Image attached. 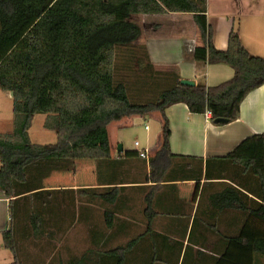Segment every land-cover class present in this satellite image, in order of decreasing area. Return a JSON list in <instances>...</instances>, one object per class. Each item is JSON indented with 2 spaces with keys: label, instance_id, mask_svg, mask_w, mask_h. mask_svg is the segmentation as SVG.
<instances>
[{
  "label": "trees",
  "instance_id": "trees-1",
  "mask_svg": "<svg viewBox=\"0 0 264 264\" xmlns=\"http://www.w3.org/2000/svg\"><path fill=\"white\" fill-rule=\"evenodd\" d=\"M169 12L192 13L201 40L194 49L196 63L226 64L233 69L230 79L212 86L202 81L182 84L178 68L154 65L145 44L139 45L140 54L131 49L143 34V25L134 17ZM206 12L207 0H0V90L13 92V127L0 132V190L9 198L10 212V227L2 239L13 255L12 264H23L19 237L27 233L37 239L52 237L62 218L70 224L82 220L76 216L77 208L80 213L90 209L98 197L107 203L116 200L117 186L104 192L78 189L82 196L77 203V197L58 196V190L44 185L54 171H73L79 159L109 161V123L160 114L159 148L148 164L150 177L161 180L176 156L170 150L165 114L169 106L184 103L194 114L209 110L212 122L222 124L215 120H235L245 96L264 84V56L249 53L235 30L228 35L226 49L216 48ZM119 57L135 61L137 77L115 75ZM36 114L44 115L43 127L54 132V141H31L29 129ZM135 154L124 152L125 157ZM217 160L232 165L229 172L222 162L219 171L228 172L236 186L222 188L215 204L245 212L246 223L259 229L217 236L241 243L253 255V264H260L264 258V131L244 138ZM207 169L206 163L209 176ZM189 172L185 171V179L190 178ZM147 200L150 226L155 212L152 198ZM105 221L111 224L112 216ZM88 232L87 251L54 264H85L95 253L113 264H127L129 259L165 264L171 261L170 253L177 252V259L180 255L173 248L177 240L167 235L142 233L110 247L113 237L92 228ZM192 235L188 234L190 239ZM158 237H163L162 243ZM184 259L185 253L180 264H185Z\"/></svg>",
  "mask_w": 264,
  "mask_h": 264
},
{
  "label": "crops",
  "instance_id": "crops-1",
  "mask_svg": "<svg viewBox=\"0 0 264 264\" xmlns=\"http://www.w3.org/2000/svg\"><path fill=\"white\" fill-rule=\"evenodd\" d=\"M147 16L149 21L143 27L144 44L154 65L176 66L181 79L193 80L195 84L202 81L207 86L219 84L233 76V69L226 64L196 63L194 49L201 40L192 13L169 12ZM206 16L211 28V40L216 48L226 49L228 35L235 30L249 53L264 56V0H207ZM165 114L171 130L170 150L176 156L161 180L150 177L148 164L149 158L159 148L160 131L155 143L144 147L148 149V159L140 157L137 149L132 150L136 152L134 156L125 157L123 148H115L109 135V126L117 123L113 128H118L122 119L109 123L107 127L109 161L98 164L95 160L79 159L92 161V181L78 182L73 179L70 183L68 172L54 171L45 179V188L58 190L56 194L61 197L75 195L79 203L82 195L77 192L78 189L104 192L117 186L119 195L113 203L99 197L93 199L92 206H88L90 209L80 213L77 208L76 216L82 220L76 222L85 229L114 234L112 239H116V234L124 237L142 233L172 234L175 235L172 239L177 240L181 247L178 264L184 253L185 264H228L227 253L232 244L239 245L240 250H245V246L217 235L259 229L246 223L245 212L215 204L216 194L222 188L228 184L236 186L224 170L219 171L224 161L217 160V157L226 155L244 138L264 131V84L245 96L239 116L230 122L215 124L211 117H205V113H191L184 103L169 106ZM152 115L160 120L158 112ZM206 163L209 176L205 175ZM226 166L225 169L232 168L229 163ZM188 169L190 172L187 175L191 176L185 179L183 175ZM147 197L152 198V210L155 212L150 226L145 215H151L146 207ZM106 211L112 215H107ZM111 216L110 224L105 219ZM65 218L61 220L62 225ZM184 224H187L186 228H183ZM9 227V198L0 190V264L13 262V255L4 247L2 239V233ZM193 231L194 237L190 239L188 234ZM112 239L110 247L116 244L111 245ZM157 240L162 243L163 237ZM246 253L253 261V255L248 251Z\"/></svg>",
  "mask_w": 264,
  "mask_h": 264
},
{
  "label": "rangeland",
  "instance_id": "rangeland-1",
  "mask_svg": "<svg viewBox=\"0 0 264 264\" xmlns=\"http://www.w3.org/2000/svg\"><path fill=\"white\" fill-rule=\"evenodd\" d=\"M134 18L136 19V21L141 23L143 27L144 23L146 25L149 21V17L147 15H138ZM142 43L144 44L143 34L142 37L137 42H135V44L131 45V49L137 54H140L141 51L138 48ZM123 59L124 58L122 57L118 58L114 71L115 75H123L124 77L128 78H130L131 76L132 79L134 77H137L135 61L133 59L128 61L125 59V61H123ZM128 74H130V76ZM153 117V115H150L148 117L135 116L129 119L130 122L128 121V118H126L120 121L121 125L116 129H114L113 127H115L117 123H113V125L111 124L112 126H109V135L115 148H117L118 145L121 144L123 151H132L134 149H141L154 144L156 136L160 131L161 122L160 120L158 121ZM43 120V114H36L33 118L32 125L29 129V135L33 142L47 143L54 141L55 139L54 132L47 131L43 127ZM145 126H147V128H145ZM12 127V96L10 95V92L0 90V132H10L12 130ZM135 141L138 142V146L136 147L134 146ZM231 169L232 168H230L228 171L230 172ZM225 173L226 175H228V172ZM68 176L70 183L73 181V179H76L78 182L92 181V161L78 160L75 164V169L72 172H68ZM184 225L183 228H186L187 224ZM192 234L193 235L191 236V239H193L194 237V231ZM113 235L114 234L108 233L104 234V236L106 237H112ZM166 235L175 237V235L172 234ZM115 236L116 239L111 238L112 240H114L111 245H113L114 243H116L115 245L125 244L126 240H128L129 237H133L134 235H128V237H124L123 235L116 234ZM90 238L91 235L89 234L88 229L83 228V226L78 224L76 221L70 224L69 220L65 219V224H61L59 228L55 229L54 235L52 237L45 236L43 238L37 239L31 233H27V236L25 238L19 237L18 244L23 264H51V262L52 264H54L57 263L59 259L62 261H66L69 259L78 258V256L82 255V253H84L89 249V247H91ZM204 248L208 247L205 246ZM239 248V245L232 244L227 253V256L229 257L228 264H241L240 262H242V264H253V261H251V257H248L249 255L246 253L247 250H240ZM176 249L178 251L180 250V245L177 243ZM89 255L90 256L85 264H113L107 258H105L106 261L104 262V258L98 253ZM173 256L174 255H171V261L166 260L167 263L165 264H176L178 262L177 252L172 259ZM239 260L241 261L239 262ZM263 261L264 258H262L260 264H264ZM133 262L135 264H138L135 259H129L127 264H134Z\"/></svg>",
  "mask_w": 264,
  "mask_h": 264
},
{
  "label": "built area",
  "instance_id": "built-area-1",
  "mask_svg": "<svg viewBox=\"0 0 264 264\" xmlns=\"http://www.w3.org/2000/svg\"><path fill=\"white\" fill-rule=\"evenodd\" d=\"M205 117H211V112L209 111V110H206V112H205ZM147 127V126H146ZM134 145L135 146H138V142H134ZM137 153H138V155L140 156V157H142V158H145V159H148V150L146 149V148H142V149H137Z\"/></svg>",
  "mask_w": 264,
  "mask_h": 264
},
{
  "label": "water",
  "instance_id": "water-1",
  "mask_svg": "<svg viewBox=\"0 0 264 264\" xmlns=\"http://www.w3.org/2000/svg\"><path fill=\"white\" fill-rule=\"evenodd\" d=\"M181 83L182 84H186V85H195V82L193 80H189V79H181ZM10 95L12 96L13 95V92L11 91L10 92ZM216 122H226V119H223V118H219V119H216L215 120ZM121 145L118 146V149H121Z\"/></svg>",
  "mask_w": 264,
  "mask_h": 264
}]
</instances>
